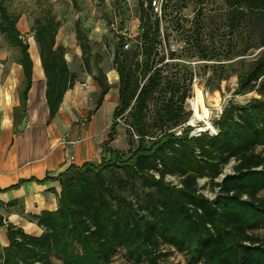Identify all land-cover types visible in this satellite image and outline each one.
Masks as SVG:
<instances>
[{
    "label": "trees",
    "instance_id": "obj_1",
    "mask_svg": "<svg viewBox=\"0 0 264 264\" xmlns=\"http://www.w3.org/2000/svg\"><path fill=\"white\" fill-rule=\"evenodd\" d=\"M4 1L0 35L18 50L26 91L32 70L28 45L16 28L19 16L9 13ZM223 4L230 34L243 30L253 37L259 32L261 51L247 63L240 62L244 71L235 75L236 95L255 93L259 98L244 105L229 102L212 123L215 136L190 137L189 127L175 135L173 130L189 116L184 110L188 89L156 68L159 20L150 21L151 11L141 1L138 45L125 51L120 37L113 55L118 104L103 144L105 157L99 164L71 166L57 177L58 208L35 218L42 229L39 237L7 226L9 244L0 264H55L52 255L63 264H111L119 250L132 264H161L165 246L192 264H264V242L253 233L264 227V199L259 197L264 191V0ZM58 29L50 14L35 18L31 26L46 79L49 118L75 79L64 50L55 48ZM76 41L83 69L91 73L90 47L78 28ZM93 79L100 89L95 103L99 108L110 86L99 68ZM154 100L158 103L149 122L146 113ZM124 114L130 121L129 144L135 143L127 153L109 146ZM231 162V172L223 174ZM199 180L206 182L200 187ZM205 189L214 194L212 199L203 194Z\"/></svg>",
    "mask_w": 264,
    "mask_h": 264
},
{
    "label": "rangeland",
    "instance_id": "obj_2",
    "mask_svg": "<svg viewBox=\"0 0 264 264\" xmlns=\"http://www.w3.org/2000/svg\"><path fill=\"white\" fill-rule=\"evenodd\" d=\"M141 1L144 3L146 0H6L3 4L9 13L19 16L16 28L24 40L32 35L31 26L34 19L48 14L59 23L58 32H71L76 36L78 28L90 47L87 55L89 62H92L94 67V63L98 61L100 69L105 73L106 70H114L112 60L120 37H123L124 43L129 44L125 51L138 45L137 38L142 31L138 20ZM223 2L224 0H203L202 3L198 0H163L161 19L153 12L150 16L151 22L159 20L161 33L158 56L155 59L156 68L163 70L164 77L178 79L182 89H188L184 104L185 113L189 115L186 123L196 128H202L204 125L190 122L193 113L188 102L194 99L195 90H199L203 95L212 127L218 111L229 102L244 105L251 99L259 98L255 93L235 94V75L244 71L240 62L247 63L261 51V48H257L259 32L254 33L253 37L243 30L230 34L226 26L228 13ZM90 36H94L99 42L89 41ZM197 47L207 55L206 59L202 58ZM5 49L10 54V59L18 58V50L10 48L0 35V51ZM139 60L141 62L142 58ZM160 95L157 94L155 98ZM156 102L158 103V100L149 104L146 113L149 122L153 117ZM117 121L116 133L109 146L127 153L135 147V143L130 145L128 141L130 121L127 114ZM111 122L112 119L104 125L102 135H107ZM181 127L173 130L175 135L181 134ZM132 139L137 141L136 137ZM232 166L233 162L224 168L223 174L230 173ZM205 182L199 180L198 184L201 187ZM202 192L209 199L214 197L208 189ZM259 197L264 199V191L259 193ZM253 233L264 242V227ZM161 253V264H192L184 254L171 247H162ZM51 259L55 264H63L53 255ZM111 264L132 263L125 252L119 250Z\"/></svg>",
    "mask_w": 264,
    "mask_h": 264
},
{
    "label": "crops",
    "instance_id": "obj_3",
    "mask_svg": "<svg viewBox=\"0 0 264 264\" xmlns=\"http://www.w3.org/2000/svg\"><path fill=\"white\" fill-rule=\"evenodd\" d=\"M75 37L74 33L63 31L55 36V48L64 50V60L75 79L52 118L33 33L25 40L22 37L32 63L26 91L18 58L10 59L6 49L0 51V255L9 244L8 225L29 236L41 235L35 218L57 210L59 175L71 166L99 164L105 157L103 144L109 132L102 135L103 127L112 119L118 104V76L113 69L105 71L110 90L96 108L100 89L93 77L100 66L98 61L94 67L89 62L91 73L84 71ZM88 40L99 42L94 36ZM23 121L25 126L19 131ZM63 140L73 145L62 144Z\"/></svg>",
    "mask_w": 264,
    "mask_h": 264
},
{
    "label": "built area",
    "instance_id": "obj_4",
    "mask_svg": "<svg viewBox=\"0 0 264 264\" xmlns=\"http://www.w3.org/2000/svg\"><path fill=\"white\" fill-rule=\"evenodd\" d=\"M143 7L147 8L151 12H153L157 16L158 19H161L162 12H163V0H146L143 3ZM128 46H129L128 42L124 43L123 49L124 50L127 49ZM188 104L190 106L191 112L193 113L191 101L188 102ZM222 111H223V109H220L218 111L217 115L215 116L216 119L219 118V116L221 115ZM192 119H193V117L191 118V121H192ZM197 122L203 123L204 121H197ZM191 124H193V123H191ZM203 125H204V123H203ZM188 126H190V129H191L190 133H189L190 137H198L201 134H205V133H207L210 136H215L217 134L216 130L211 126V124H210L211 127L209 129H203V128H196V127H194V125H190L189 123H185L184 125H182L181 129L186 128ZM178 134H180V133H178ZM62 144L73 145L72 142H67L65 140L62 141ZM167 181L173 182L174 185L178 184L177 181L174 178L168 177Z\"/></svg>",
    "mask_w": 264,
    "mask_h": 264
},
{
    "label": "bare ground",
    "instance_id": "obj_5",
    "mask_svg": "<svg viewBox=\"0 0 264 264\" xmlns=\"http://www.w3.org/2000/svg\"><path fill=\"white\" fill-rule=\"evenodd\" d=\"M192 110H193V119L192 123L197 121H204L203 129H209V116L210 113L205 109V103L202 93L199 90H195V97L191 101Z\"/></svg>",
    "mask_w": 264,
    "mask_h": 264
},
{
    "label": "water",
    "instance_id": "obj_6",
    "mask_svg": "<svg viewBox=\"0 0 264 264\" xmlns=\"http://www.w3.org/2000/svg\"><path fill=\"white\" fill-rule=\"evenodd\" d=\"M24 126H25V121L22 122V124H21V126H20V128H19V131H22L23 128H24ZM222 178H223V176H222Z\"/></svg>",
    "mask_w": 264,
    "mask_h": 264
}]
</instances>
